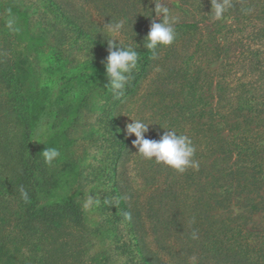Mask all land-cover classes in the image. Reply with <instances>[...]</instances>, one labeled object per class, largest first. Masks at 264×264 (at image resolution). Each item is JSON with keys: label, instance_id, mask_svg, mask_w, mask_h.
<instances>
[{"label": "rangeland", "instance_id": "1", "mask_svg": "<svg viewBox=\"0 0 264 264\" xmlns=\"http://www.w3.org/2000/svg\"><path fill=\"white\" fill-rule=\"evenodd\" d=\"M126 1L0 0V264H264V0H228L222 19L211 0ZM160 4L176 37L122 96L103 76L52 97L55 78L102 64L105 37L143 47L133 28L148 32ZM36 89L30 115L20 104ZM40 116L33 136L24 124ZM131 119L149 123L146 138L190 136L199 167L143 158ZM62 131L66 146H40Z\"/></svg>", "mask_w": 264, "mask_h": 264}, {"label": "clouds", "instance_id": "2", "mask_svg": "<svg viewBox=\"0 0 264 264\" xmlns=\"http://www.w3.org/2000/svg\"><path fill=\"white\" fill-rule=\"evenodd\" d=\"M228 7V0H211V12L215 19H222ZM155 14L158 22L153 20L150 23L147 34L143 37L141 44L143 48L151 53L156 59L158 48L172 44L176 37L175 18L171 17L169 8L164 4L155 5ZM123 28L122 22L114 24L110 31L118 33ZM107 40V56L102 61L106 87L117 97L122 96L131 74L137 68L140 61V53L137 51L139 44L133 38V43L125 45L116 35L105 37ZM165 129V128H164ZM149 130V123L142 119H131L126 125V134L134 135L133 146L137 153L145 159H154L173 170L183 173L188 168H198L199 164L194 159L196 148L190 136L178 133L172 129H166L160 134L159 139L146 138ZM45 163L52 162L59 157L60 151L57 148L43 150ZM21 196L27 198V192L21 188ZM126 219H131L130 213H125Z\"/></svg>", "mask_w": 264, "mask_h": 264}, {"label": "trees", "instance_id": "3", "mask_svg": "<svg viewBox=\"0 0 264 264\" xmlns=\"http://www.w3.org/2000/svg\"><path fill=\"white\" fill-rule=\"evenodd\" d=\"M130 1H134V0L126 1V4H128ZM9 7H11V6H9ZM10 10L16 11V9L14 7L11 8ZM133 29H134L133 33L137 36L138 39H140L142 41L143 37L147 34V32L143 31V30L141 32H139V30H137V28L135 26ZM35 48H37V47H35ZM137 51L140 53L141 65L140 64L139 65L142 69L141 71H144V67L147 65V63H149V60L152 58L151 53L148 52L143 47H141V48L138 47ZM35 57L36 56H34V58ZM27 58H29V56H27ZM47 58L48 59L45 60V61H47V65L45 68L48 72L50 71L52 73L50 65L53 66V64H55L57 62H61L62 56H61L59 51H56V54H51ZM49 63H50V65H49ZM60 67L61 66H58L57 68H60ZM50 72H49V74H51ZM103 76H105L103 64H95V63L92 64L90 62H84L79 67H77L76 72L74 73L73 76H67V77L65 76V77L60 78V80L57 78L54 79L53 85L50 87V89L53 87L52 90L54 91V92H51V93H54V94H52V97L55 95L57 98L62 99V105H63L68 101L69 97H71L73 99L77 98L78 95H77V92H75V91L78 87L82 90V87L95 82L97 79H99L101 77L103 78ZM6 82H9V81H6ZM63 85L66 86L67 88L62 89ZM60 87H61V89L59 91ZM56 91H57V93H56ZM40 92H41V89L32 90L31 94L30 95L28 94L29 96L27 95L28 97L26 98V102L20 104V106L22 105L24 108L22 110H25V111L28 110L30 112V115H32V113L34 111V107H33L34 103H35V101H37L38 95L40 94ZM52 101L50 100L48 102V108H47L48 112L50 110H52L54 106H56L55 102L52 105ZM49 114L50 113H48L47 115L45 114V115L49 116ZM41 118H42L41 116L35 117V118L31 117V120H27V122L24 124L25 130H31V133L33 136L43 132L42 130L44 127L42 125H44V123H41V121H42ZM59 137H61V138H59ZM62 139H63V142H61ZM49 141L51 143H55V142L60 143L59 146H62V145L66 146L67 145V141L65 139V132L64 131H62L61 133L58 132V133L51 134L50 136H48L45 139V141L41 142L40 146L48 143ZM39 150H41V149H39ZM75 174H76V172H75ZM66 181H68V180H66ZM212 187H213V184H212ZM28 204H29L28 211L31 210V213L35 212L32 210H34V208L36 210L37 203H36L35 198H33V196H31V198H29ZM122 207L124 208V206H122ZM43 208L44 207H42V209ZM123 210H125V212H127L126 205H125V208Z\"/></svg>", "mask_w": 264, "mask_h": 264}]
</instances>
